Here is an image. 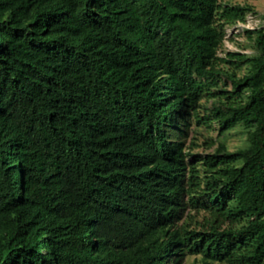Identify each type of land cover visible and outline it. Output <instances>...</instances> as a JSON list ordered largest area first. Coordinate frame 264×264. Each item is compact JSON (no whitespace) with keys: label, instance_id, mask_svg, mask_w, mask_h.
Instances as JSON below:
<instances>
[{"label":"trees","instance_id":"16d2710c","mask_svg":"<svg viewBox=\"0 0 264 264\" xmlns=\"http://www.w3.org/2000/svg\"><path fill=\"white\" fill-rule=\"evenodd\" d=\"M254 11L0 0V264H264V23L218 54Z\"/></svg>","mask_w":264,"mask_h":264},{"label":"rangeland","instance_id":"374dc122","mask_svg":"<svg viewBox=\"0 0 264 264\" xmlns=\"http://www.w3.org/2000/svg\"><path fill=\"white\" fill-rule=\"evenodd\" d=\"M221 1H229L230 3H247L249 5H252L255 9L254 13L247 16V23L249 27L258 26L264 23V0H221ZM229 29V28H228ZM245 28H238V29H230L228 32H226L225 40L223 42L222 47L219 49L218 54L220 56H224L226 52L228 51H236V52H243V53H252L253 49L251 47L250 40L245 36L243 33V30ZM211 100H209L207 103L205 102V105L210 106ZM193 126L189 130V136L187 138V141H190V138L194 135L192 133ZM201 134H196L195 139H193L198 147L193 150L194 153L197 155H207L210 153H213L218 145V141L220 137L217 135V126L215 123L211 124V129L209 131L200 130ZM211 138L213 140V143L210 147H206L204 142V137ZM245 134L242 132L241 128H235L233 130H230L226 135L224 136L223 141L225 142L227 149L229 151H234L238 147L242 146L245 142ZM172 136V140H173ZM196 217L200 218L202 217V214H196L193 213ZM193 256L185 258L181 264H188L194 261Z\"/></svg>","mask_w":264,"mask_h":264},{"label":"built area","instance_id":"2783aa9c","mask_svg":"<svg viewBox=\"0 0 264 264\" xmlns=\"http://www.w3.org/2000/svg\"><path fill=\"white\" fill-rule=\"evenodd\" d=\"M245 28V29H254V28H256L257 27V25L256 26H252V27H249V25H248V23H247V19L244 21V22H238L237 24H235L234 26H232V27H229V29L227 28V32H228V30L230 31V29H238V28Z\"/></svg>","mask_w":264,"mask_h":264}]
</instances>
